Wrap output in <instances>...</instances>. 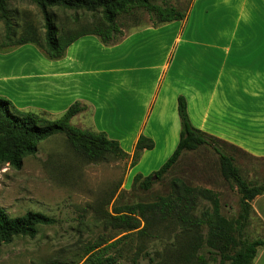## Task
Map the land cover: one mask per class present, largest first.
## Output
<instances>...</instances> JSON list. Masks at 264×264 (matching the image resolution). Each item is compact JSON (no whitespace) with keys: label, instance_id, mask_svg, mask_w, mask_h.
<instances>
[{"label":"crops","instance_id":"1","mask_svg":"<svg viewBox=\"0 0 264 264\" xmlns=\"http://www.w3.org/2000/svg\"><path fill=\"white\" fill-rule=\"evenodd\" d=\"M185 15L138 29L114 45L82 37L56 61L28 50L0 75V97L20 111L50 115L79 102L91 112L93 130L126 154L140 136L151 140L154 147L142 153L134 175L157 171L175 150L179 97L194 128L263 159L264 0H191ZM112 97H126L134 108L124 137L98 122L99 108ZM250 205L264 228V195Z\"/></svg>","mask_w":264,"mask_h":264},{"label":"rangeland","instance_id":"2","mask_svg":"<svg viewBox=\"0 0 264 264\" xmlns=\"http://www.w3.org/2000/svg\"><path fill=\"white\" fill-rule=\"evenodd\" d=\"M190 2L153 0L152 4L185 13ZM5 9L6 18L0 13V75H6L7 64L14 58L30 55L32 51L28 50L42 53L33 44L21 47L13 44L23 38L42 41L44 35L43 18L36 6L26 0H6ZM49 15L60 33L79 32L100 20L99 15L61 9H51ZM116 23L122 34L118 40L152 24L144 10L122 14ZM124 98L112 97L99 108V124L107 127L114 136L124 137L131 122L134 108ZM26 112H34L49 121L60 116L34 110ZM90 116L87 109L70 124L96 132ZM37 149L34 157L23 160L18 171L8 166L0 167V208L11 217L34 212L53 218L56 223L39 228L32 239L16 238L1 247L0 264H82L86 252L95 246L100 249L109 246L106 254L114 258L116 264H148L149 258L163 264H189L183 262L185 256H190V250L186 249L188 241L175 238L180 231L173 225L172 218L163 221L153 212L130 214L127 211L128 207L151 205L169 197L174 179L190 188L218 194L221 214L226 219L234 220L239 212V195L223 180L218 158L207 148L185 153L160 181H154L148 191L141 190L133 182L134 150L123 159L108 158L90 163L69 146L63 135L40 142ZM225 151L237 158L236 165L247 182L264 183V159H252L227 148ZM154 154L160 152L157 150ZM194 209L193 216L199 218L211 209V205L197 199ZM123 217L127 218L122 219L124 223L118 219ZM128 220L136 221L139 229L127 231ZM142 229L146 231L145 236L138 235ZM205 232L204 228V235ZM245 238L264 240V228L253 215L245 229ZM258 252L254 264H264V248ZM206 264H220V261L207 260Z\"/></svg>","mask_w":264,"mask_h":264},{"label":"trees","instance_id":"3","mask_svg":"<svg viewBox=\"0 0 264 264\" xmlns=\"http://www.w3.org/2000/svg\"><path fill=\"white\" fill-rule=\"evenodd\" d=\"M5 1L0 0V13L3 18H6ZM26 1L36 6L41 12L43 39L38 41L23 38L13 46L21 47L33 44L50 61L63 58L66 49L82 37H96L104 46L116 44L120 41L117 38L122 36L116 23L118 17L134 10L146 11L151 17L153 27L183 21L186 16L185 13L173 7L153 5V0ZM51 9L99 15L100 20L79 32L60 33L49 15ZM86 110L85 105L75 102L58 118L49 121L34 112L20 111L10 101L0 97V167L8 166L14 170H20L24 159L37 154L39 143L55 135H63L69 146L90 163H97L108 158H126L128 154L120 148L119 143L109 139L104 133L81 130L70 124L74 117ZM177 113L180 121V133L175 150L157 171L144 178L140 174L135 175L134 184H138L141 190L148 191L154 181H160L185 153L207 148L217 156L223 180L236 189L239 195V212L234 220L226 219L221 214L218 194L207 189L190 188L182 181L174 179L171 183L172 194L169 197L161 198L157 203L151 205L128 207V213L153 212L158 214L160 220L163 221L172 218L173 225L180 231L179 234H175V238L188 241L186 249L190 250V256L183 258L184 263L206 264L207 260L216 261L219 259L220 264H253L258 249L264 248V240H247L245 229L253 214L250 203L256 197L264 195V183L251 184L247 182L236 165L237 158L225 151V148L246 157L250 156L191 125L187 115L186 102L182 97L177 100ZM153 147L151 140L140 136L134 147L132 168L138 164L142 153L152 150ZM197 199L207 201L211 205V209L204 211L199 218L192 214ZM118 219L124 223L122 219L127 218ZM128 221L127 231L139 229L136 221ZM55 223L53 218L41 213L27 212L21 217H11L0 208V248L11 244L16 238L32 239L37 235L39 228L52 226ZM204 228L206 229L205 235L203 234ZM138 235L145 236V229L139 230ZM108 247L90 248L86 252V258L82 264H116V260L106 254ZM148 264L163 263L149 258Z\"/></svg>","mask_w":264,"mask_h":264}]
</instances>
